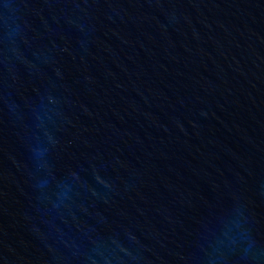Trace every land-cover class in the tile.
Returning <instances> with one entry per match:
<instances>
[{
  "label": "water",
  "instance_id": "obj_1",
  "mask_svg": "<svg viewBox=\"0 0 264 264\" xmlns=\"http://www.w3.org/2000/svg\"><path fill=\"white\" fill-rule=\"evenodd\" d=\"M0 264H264V0H0Z\"/></svg>",
  "mask_w": 264,
  "mask_h": 264
}]
</instances>
